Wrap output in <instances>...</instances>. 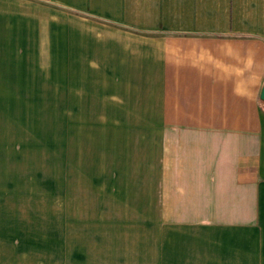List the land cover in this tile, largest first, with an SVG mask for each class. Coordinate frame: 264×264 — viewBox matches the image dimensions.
<instances>
[{"label": "crops", "instance_id": "1", "mask_svg": "<svg viewBox=\"0 0 264 264\" xmlns=\"http://www.w3.org/2000/svg\"><path fill=\"white\" fill-rule=\"evenodd\" d=\"M263 83L264 0H0V264H264Z\"/></svg>", "mask_w": 264, "mask_h": 264}, {"label": "rangeland", "instance_id": "2", "mask_svg": "<svg viewBox=\"0 0 264 264\" xmlns=\"http://www.w3.org/2000/svg\"><path fill=\"white\" fill-rule=\"evenodd\" d=\"M32 96V95H31ZM34 97V98H33ZM37 93L33 94V96L31 97V105H38V98H37ZM38 106H36L37 109ZM64 111V109H63ZM43 116H35L34 112L31 110V124H33L34 122L37 121V118H41ZM46 117H49L46 116ZM72 117L71 120H75L76 122H78V124H83V123H89L87 120H89V116L86 115H75V116H70V115H66L65 113H63L62 116V122H63V130H62V155H63V160L65 158V156L69 155L71 153V155H76L78 158H81L82 156L86 155V151L85 150H81V143H80V139L78 138V140H80L79 142H75L74 139L69 138L68 136V129L65 130L66 128L71 126V123L69 122L70 118ZM87 121V122H86ZM32 134L35 133L31 132ZM79 134H81L82 132L79 131ZM31 134V135H32ZM64 165V164H63ZM79 171H81V169H78ZM49 193V191H48ZM58 193H60L61 196V203L63 206V210H62V218L63 219H89V190H55V194H56V200H53V196L51 197V200H46L47 202H53V201H59L58 200ZM52 194H53V190H52Z\"/></svg>", "mask_w": 264, "mask_h": 264}, {"label": "water", "instance_id": "3", "mask_svg": "<svg viewBox=\"0 0 264 264\" xmlns=\"http://www.w3.org/2000/svg\"><path fill=\"white\" fill-rule=\"evenodd\" d=\"M259 98L264 101V83L261 85V88L259 91Z\"/></svg>", "mask_w": 264, "mask_h": 264}]
</instances>
